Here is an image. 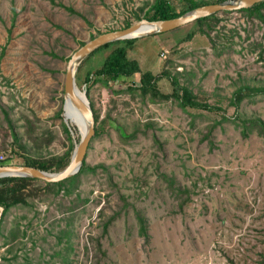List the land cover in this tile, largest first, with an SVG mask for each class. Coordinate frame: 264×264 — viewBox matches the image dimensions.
Instances as JSON below:
<instances>
[{"label":"rangeland","instance_id":"rangeland-1","mask_svg":"<svg viewBox=\"0 0 264 264\" xmlns=\"http://www.w3.org/2000/svg\"><path fill=\"white\" fill-rule=\"evenodd\" d=\"M152 2L0 0V155L22 152L12 125L32 146L36 136L53 135L41 152L30 146L34 157L68 150L65 119L79 142L66 112L56 117L63 113L69 59L91 35L125 29ZM221 18L214 41L198 34L181 42L198 31L193 23L138 39L130 57L145 72L166 69L211 103L221 101L224 113H190L173 99L117 93L127 83H97L89 91L84 85L100 120L112 116L87 151L86 162L98 169L82 174L71 195L42 192L33 206L14 208L0 231V264H264V136L256 130L244 136L241 129L246 119L264 121V97L243 102L240 123L230 105L243 84L264 83V52L254 46L264 41V25L246 12ZM106 53L94 54L82 75ZM160 89L173 92L169 79ZM10 162L25 158L15 154ZM139 215L149 237L140 233Z\"/></svg>","mask_w":264,"mask_h":264},{"label":"trees","instance_id":"trees-1","mask_svg":"<svg viewBox=\"0 0 264 264\" xmlns=\"http://www.w3.org/2000/svg\"><path fill=\"white\" fill-rule=\"evenodd\" d=\"M224 0H153L152 3H146L140 8V12L136 15L135 21H127L125 28L133 26L136 22H140L143 18H148L150 21H159V20H170V18L177 17L183 13H186L194 8L201 7L207 4L219 3ZM54 2V0H53ZM57 5L65 7L71 12L76 10L72 6L65 5L62 2H58ZM238 12H246L252 20H259L260 23L264 25V0L256 3L250 8H244L237 10ZM234 11H222L218 14L200 18L195 24L198 26V31L190 33L186 38L181 42L191 41L198 34L204 35L213 40V33L218 29L222 23L221 14H231ZM80 14V13H79ZM89 25V23L87 21ZM116 31V29L109 30ZM102 31H99L98 35H91V39L102 34ZM214 41V40H213ZM137 40H128L121 41L116 43L108 44L98 51L94 52L81 66L78 75L77 83L79 87L87 85L88 91L91 90L93 84L101 83L108 87L114 85H124L128 84V89L124 91H119L117 93L125 94H140L142 98L151 100L152 102L162 103L170 100H176L180 106L183 108V111L190 113H211L215 115H222L224 113V108L221 106V101L216 102L215 104L211 103L210 100L201 96L193 88L183 85L180 82V79L176 75H172L168 70H163L159 74L153 72H145L142 69V66L138 60L132 59L130 57V51L134 49ZM85 43H81L83 46ZM176 44L175 46L177 47ZM254 46L258 49H261L264 52V41L256 42ZM175 47V48H176ZM174 48V49H175ZM100 50H105L108 53L105 54L103 63L99 64L96 68H89L85 74L82 75L84 67L90 61V58ZM55 58H59L54 52L49 53ZM166 55V54H165ZM54 72V71H52ZM57 73V72H56ZM1 74V69H0ZM135 78L139 80L135 82ZM169 79L173 92L163 93L160 89V82L163 79ZM9 82L11 81L8 78ZM250 83L243 84L236 91H234L232 97L230 98V105L236 107V114L232 118L233 121H238V110L245 100L256 99L257 97H264V83H260L257 80L253 79L249 81ZM64 91L62 90V93ZM91 100V98H90ZM61 101L64 103V98L61 96ZM92 110L94 117L97 121V136L100 137L102 133L105 132V129L111 126L112 116L108 115L107 118L100 120L101 112L98 110L96 103L91 101ZM9 119V114L6 111ZM62 114V108L57 112L56 117L60 118ZM227 121L226 117H223ZM10 120V119H9ZM11 121V120H10ZM30 125L33 127V122L31 119L28 120ZM240 123V120H239ZM12 124V123H11ZM64 129L68 135L70 141L68 150L63 154L53 155V156H40L34 157L31 154L30 146L31 142L24 143L22 138L18 133L14 131V125H12L13 137H14V146L19 147L22 152H17L16 149L12 150L11 154L6 162H1L0 165L11 164V160L14 155L19 154L25 158V163L31 166L38 167L47 171H60L64 169L71 160V155L74 150V141L70 134V130L63 123ZM76 129L77 127L74 126ZM242 133L244 136H248L251 132L255 130L259 132L261 136H264V121L260 118L246 119L241 124ZM123 135L127 132L121 129ZM78 131V129H77ZM79 132V131H78ZM48 134V133H46ZM47 136V135H45ZM94 137V138H96ZM53 135L48 137L36 136L32 140L34 141L33 146L38 152H41L44 145L51 144ZM3 150H8L6 145H3ZM3 153H7L3 151ZM98 166H91L87 162L84 163L81 171L70 178H67L63 181L56 183L45 182L38 178L31 177H2L0 178V206H2L6 211L2 218L0 224V231L3 226L4 220H6L7 215L14 209L21 206L31 207L33 206V200L36 196H41V193L49 194H60L61 192L66 195H71L75 192L80 185L81 175L87 172H96ZM36 182H41L42 185L36 186ZM139 225L141 235L148 236L147 229V220L144 216L139 215ZM16 231L13 232V236L16 237Z\"/></svg>","mask_w":264,"mask_h":264},{"label":"water","instance_id":"water-1","mask_svg":"<svg viewBox=\"0 0 264 264\" xmlns=\"http://www.w3.org/2000/svg\"><path fill=\"white\" fill-rule=\"evenodd\" d=\"M261 1L263 0H224L219 3L207 4L194 8L177 17L170 18V20L150 21L148 18H143L142 21L129 28L102 33L86 42L69 59L64 78V105L62 116H64L65 107L70 105L80 114L86 125V132L80 134L79 142H77V140L75 141V137L73 139L74 150L69 164L60 171H47L26 163L0 165V178L31 177L49 183H56L77 175L81 171L86 162V155L90 143L92 139L97 136V121L96 117H94L91 102L87 96L85 87L81 88L77 83V75L84 61L94 52L111 43L138 40L143 37L168 33L193 24L200 20V18L218 14L222 11H237L250 8ZM65 122L70 128L71 126L66 119ZM70 130L73 135L74 128L71 127ZM4 211H6V209L0 206V224Z\"/></svg>","mask_w":264,"mask_h":264},{"label":"bare ground","instance_id":"bare-ground-1","mask_svg":"<svg viewBox=\"0 0 264 264\" xmlns=\"http://www.w3.org/2000/svg\"><path fill=\"white\" fill-rule=\"evenodd\" d=\"M64 111L68 117H70L76 123L79 133L84 134L86 132V125L80 114H78L70 105H67Z\"/></svg>","mask_w":264,"mask_h":264},{"label":"built area","instance_id":"built-area-1","mask_svg":"<svg viewBox=\"0 0 264 264\" xmlns=\"http://www.w3.org/2000/svg\"><path fill=\"white\" fill-rule=\"evenodd\" d=\"M208 1H213V0H208ZM164 56H165V53H162V57H164ZM6 161H7L6 156L0 155V163L1 162H6Z\"/></svg>","mask_w":264,"mask_h":264}]
</instances>
